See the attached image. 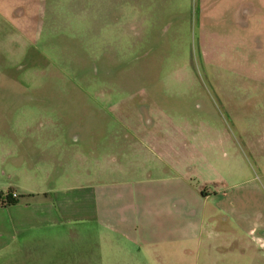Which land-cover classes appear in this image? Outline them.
Returning a JSON list of instances; mask_svg holds the SVG:
<instances>
[{
	"label": "rangeland",
	"instance_id": "obj_1",
	"mask_svg": "<svg viewBox=\"0 0 264 264\" xmlns=\"http://www.w3.org/2000/svg\"><path fill=\"white\" fill-rule=\"evenodd\" d=\"M23 1L7 3L27 20H0V115L58 130L40 154L68 149L79 171L109 154L108 183L151 191L169 251L140 264H264V0ZM235 1L237 20H214ZM101 231L77 224L56 257L0 264H137Z\"/></svg>",
	"mask_w": 264,
	"mask_h": 264
},
{
	"label": "crops",
	"instance_id": "obj_2",
	"mask_svg": "<svg viewBox=\"0 0 264 264\" xmlns=\"http://www.w3.org/2000/svg\"><path fill=\"white\" fill-rule=\"evenodd\" d=\"M8 1L0 0V20H17L18 25V20H27L24 12H17ZM252 4L253 0H249L250 8ZM235 5L236 1L223 10L221 18L217 14L214 20H237ZM261 6L264 9V3ZM244 15L254 20L253 11L247 10ZM34 117L4 114L0 118V197L17 194L16 203L0 204V262L54 258L61 250L63 232L72 238V227L81 223L95 225L98 232L110 230L115 234L112 239L120 242L110 243L126 249L127 254L134 253L132 250L137 245V259H134L137 264L145 250L159 252L155 249L162 241L167 242L168 237L162 228L159 235L153 231L161 208L150 200L151 191L138 195V181L108 183L105 176L113 160L109 154L91 152L94 156L86 159L82 171L74 167L77 154L68 149L60 154H40L39 148H54L62 141L57 139L61 137L58 130L47 132L30 126L17 130L12 124L24 122V125ZM63 156L67 159L64 164ZM115 169L118 175L126 173L123 167ZM136 175L137 170H133L131 176ZM180 235L184 238L183 233ZM161 250L155 256L164 259L169 250L162 245Z\"/></svg>",
	"mask_w": 264,
	"mask_h": 264
},
{
	"label": "trees",
	"instance_id": "obj_3",
	"mask_svg": "<svg viewBox=\"0 0 264 264\" xmlns=\"http://www.w3.org/2000/svg\"><path fill=\"white\" fill-rule=\"evenodd\" d=\"M17 202V197H12L11 193L6 195L4 198L0 197V204L5 205V204H13Z\"/></svg>",
	"mask_w": 264,
	"mask_h": 264
},
{
	"label": "built area",
	"instance_id": "obj_4",
	"mask_svg": "<svg viewBox=\"0 0 264 264\" xmlns=\"http://www.w3.org/2000/svg\"><path fill=\"white\" fill-rule=\"evenodd\" d=\"M12 197H17L16 193H11Z\"/></svg>",
	"mask_w": 264,
	"mask_h": 264
}]
</instances>
